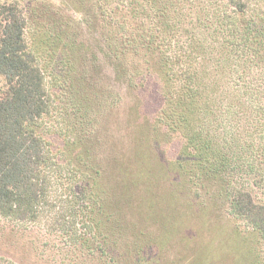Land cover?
Here are the masks:
<instances>
[{
    "label": "trees",
    "instance_id": "trees-1",
    "mask_svg": "<svg viewBox=\"0 0 264 264\" xmlns=\"http://www.w3.org/2000/svg\"><path fill=\"white\" fill-rule=\"evenodd\" d=\"M23 2L0 0V223L58 191L67 264H180L175 221L260 253L264 0Z\"/></svg>",
    "mask_w": 264,
    "mask_h": 264
},
{
    "label": "rangeland",
    "instance_id": "rangeland-1",
    "mask_svg": "<svg viewBox=\"0 0 264 264\" xmlns=\"http://www.w3.org/2000/svg\"><path fill=\"white\" fill-rule=\"evenodd\" d=\"M23 1V4L28 8L33 5V0ZM61 1L47 0L50 4L48 8L57 10L60 15H66L68 18L69 14H73V10L63 8ZM118 124L125 131L127 127L123 120L121 121V116H119ZM65 209L66 206L58 191H51L35 222L31 221L15 228L0 223V260H11L17 264H63L61 258L65 257L67 264L70 255L60 253L58 247H54L58 242L54 231H50L51 228L54 229L55 218L58 214L65 213ZM181 222H184L183 219ZM173 225L170 238L173 243H182L181 252L183 251L185 255V257L182 256L184 259L180 264L264 263V246L261 247L260 255L258 249H254L253 243L256 240L254 235H248V232L242 228L230 231L229 227L214 222L208 227L209 229L202 230L198 237L190 240L181 237L183 236L181 231L186 228H181L178 231L176 221ZM184 235H188V232L186 231ZM187 241L189 242L187 243ZM10 242L13 245H10Z\"/></svg>",
    "mask_w": 264,
    "mask_h": 264
}]
</instances>
